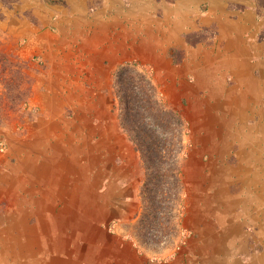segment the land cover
<instances>
[{
  "label": "rangeland",
  "instance_id": "374dc122",
  "mask_svg": "<svg viewBox=\"0 0 264 264\" xmlns=\"http://www.w3.org/2000/svg\"><path fill=\"white\" fill-rule=\"evenodd\" d=\"M83 2L89 19L106 11H121L127 17L122 28L115 26L117 35H127L124 51L132 53L123 63L99 57L104 45L91 48L81 38L85 27L73 20L78 15L63 12L82 9ZM163 4L185 12L190 24L183 16L168 17L178 28L176 40L169 46L159 44L165 54L159 61L161 53L142 42L150 35L147 30L166 28L165 14L158 12ZM143 13L159 23L148 25ZM9 17L44 32L41 44L31 31L27 39L15 38L9 32ZM94 26L91 22L86 27L91 35ZM241 34L243 41L255 45L252 55L264 66V0H18L10 9L0 6V230L14 221L22 255L15 264H204V259L215 264L221 184L232 183L238 162L233 154L236 140L224 139L235 135L236 123L221 122L233 121V113L223 106L236 108L245 102L239 105L238 98L224 100L218 95L216 110L211 95L218 82L223 83L220 92L237 85L231 75L224 78L221 62L230 54V37ZM137 46L142 47L140 56ZM79 47L94 53L80 55ZM124 64L146 70L164 104L185 124L179 155L181 206L155 212L156 216L143 188L146 176L140 154L115 109L114 74ZM35 90L37 100L31 104ZM253 107L262 110L264 98ZM137 161L143 184L139 202L133 204L117 199L108 190L107 179ZM24 189L34 190L32 199L42 198V205L18 204L16 195L28 201L32 196ZM18 213L26 217L13 220ZM248 229L253 231L252 226ZM257 246L258 250V240Z\"/></svg>",
  "mask_w": 264,
  "mask_h": 264
},
{
  "label": "crops",
  "instance_id": "0c3cea01",
  "mask_svg": "<svg viewBox=\"0 0 264 264\" xmlns=\"http://www.w3.org/2000/svg\"><path fill=\"white\" fill-rule=\"evenodd\" d=\"M84 2L81 3L82 9L75 11L72 7V9L68 8L63 12L65 15L67 14L69 16L72 13L74 17L78 15V17H75L73 20L78 21L79 25L85 27L84 30L80 31V34L83 35L81 38H86L91 48H96L97 45L99 47L100 44L104 45L103 51L98 54L99 57L107 59L110 63H123L126 58L130 57L125 54L127 50L124 51V49H127L126 42H122L127 41V35L126 33L117 35L115 33L117 27L115 28V26L119 25L120 28H122V24L124 25L123 22L127 21V17L126 19L123 18L121 11H106L97 18L91 17V20L89 16H87V8L84 7ZM159 7L160 11L158 12L165 14L164 17L167 19L165 24L167 26L165 25L166 28H164L163 31L155 29L156 31L149 33L147 31L150 30H147L146 33L150 35H148V38L144 39L146 41L142 43L144 46L147 44L148 46H153L154 51L161 53L162 50L159 49V44L163 42L164 44L167 43V46H169L168 42L176 40L175 33L178 30L175 24L169 23L170 19L168 17L176 15L181 18L183 16L188 24H190V19L187 17V14H183L185 12L181 13L178 9L168 8L164 4L162 6L159 5ZM76 12H79V14H76ZM247 13L249 16L253 15L252 11H248ZM142 16L143 18L145 17L143 20L148 25L159 23L158 20L153 19L149 15L143 13ZM10 18L11 17H9V21H11L10 25H12V28L9 29V32L13 33L15 38L23 37L27 39L28 35L26 36V33L27 31H31V34L33 32L36 33L33 37H38L35 42L41 44L40 42L43 38L41 36L44 32H40L39 28H36L37 30L30 29L26 21L25 23L18 21V27H21L19 29L17 24L15 22L13 23V21L16 20H11ZM91 22H94L96 25L94 26L96 29H94L92 35L89 29L86 28ZM37 31H39V33ZM74 32L75 31H73V33ZM223 32L227 33L226 28H223ZM243 37L242 34L236 35V37L234 35L230 37V42H228L229 49L231 50L230 54L224 59V62H221V70L227 75H224V78L227 79L231 75L232 80H235L237 85L231 88L224 87L222 88L224 92H220L219 90L223 83L219 85L218 82L216 91H213L214 95H211V100L215 97V103L213 102L212 104H214L213 106L216 110L219 109L216 103V99H218L219 96L224 100L238 98V102H240L239 105L245 102V104L243 103L241 106H236V108L231 107L232 109L230 106H223L225 112L233 113V121L222 120L221 122L236 123L234 124L235 133L232 132L236 136H226L224 139L236 140L237 143L235 144L237 149L233 154L238 162L235 164V167L233 166V168H236V173L232 177V183H228L229 185L224 183L221 184L222 204L219 206L221 208V215L216 217L217 226L214 237L216 247V252H214L215 264H264V108L262 110H257L253 107L255 103L260 101L261 97L264 98V66H261V59L255 60L252 55V51L256 50L255 45L243 41ZM118 41L121 42L119 45L115 43ZM24 47L26 48V46ZM37 47L41 50L40 46ZM137 47L136 51L139 54L136 55L140 56L142 55V47L140 46L138 50ZM84 49L85 47L78 48L80 55H91L94 53V50L90 52V50L86 49V51H84ZM259 49L262 51V45L259 46ZM43 50L47 49L43 48ZM67 50L71 53V49ZM61 52L66 53L65 50ZM161 54L159 55V61L161 58L165 57L163 56L164 53ZM130 55L132 56V53ZM67 62L68 64L70 63L69 58ZM257 70H261L259 77L255 76ZM212 79L218 80V78L215 77ZM215 87L213 89H215ZM36 100L37 95L35 90V95L33 93L31 97V104L36 102ZM41 111L43 112L44 109H41ZM234 113H237V115ZM252 120L256 122H252ZM127 149L129 152L130 149L133 151V158L138 157L137 153H135L130 145H127ZM109 175L111 176L107 179L109 182L108 190H110L111 193H115V195L117 194V199L133 204L139 202L140 188L143 184V169L140 162H135L134 167L124 172L121 171ZM15 186V183H13L12 187L14 188ZM225 189L226 193L224 192ZM23 191H26V189ZM44 206L46 207V205L42 207ZM250 226L253 227V231L248 229ZM51 228L52 227L49 228L48 232H51ZM255 229H257V231H255ZM212 239L213 238H210L209 240L212 241ZM257 240L260 242L262 250H260L261 247L257 250ZM25 252L28 254L30 253L28 251ZM202 252H206L205 255L209 254L208 249H205V251L202 249ZM210 254H212V252H210ZM204 261V264H209L207 259H204Z\"/></svg>",
  "mask_w": 264,
  "mask_h": 264
},
{
  "label": "trees",
  "instance_id": "16d2710c",
  "mask_svg": "<svg viewBox=\"0 0 264 264\" xmlns=\"http://www.w3.org/2000/svg\"><path fill=\"white\" fill-rule=\"evenodd\" d=\"M18 0H0L10 9ZM115 109L123 131L140 154L153 214L181 206V168L185 124L167 107L150 74L138 64H124L114 74Z\"/></svg>",
  "mask_w": 264,
  "mask_h": 264
},
{
  "label": "bare ground",
  "instance_id": "6f19581e",
  "mask_svg": "<svg viewBox=\"0 0 264 264\" xmlns=\"http://www.w3.org/2000/svg\"><path fill=\"white\" fill-rule=\"evenodd\" d=\"M125 54L127 55V56H131L130 54L131 53H129L128 51H126L125 52ZM219 104V103H218ZM223 104V103H222ZM219 106V105H218ZM223 106V105H222ZM227 117H228V115H227ZM211 126V125H210ZM219 130V129H218ZM223 131V130H222ZM218 133V132H217ZM220 134V133H219ZM217 135V134H216ZM219 137V136H218ZM220 138H221V136H220ZM224 151V150H223ZM256 157V156H255ZM257 158V157H256ZM33 181H35V179H33ZM35 192L34 190H26V191H24V192H26L25 194H28V193H30L32 196H31V198L29 199V201L27 200V198L25 197V198H22V197H20V196H15L14 197V199L15 200H17V203L18 204H26L27 202H29L30 203V205H37V204H39L38 206H36V207H40L41 205H42V198H37L36 200H33L32 199V197H33V192ZM28 197V196H27ZM262 197V196H261ZM260 199V198H259ZM264 200V199H263ZM32 203V204H31ZM36 203V204H35ZM29 208V207H28ZM219 210V209H218ZM28 215V214H27ZM23 217H26V213H23V215L22 214H20V213H18L17 215H15V219H13V220H15V221H18V220H20L21 218H23ZM27 220V219H26ZM27 223H28V220H27ZM1 235H6L5 237H7V238H5V237H3V238H1ZM19 237V235L17 234V230L16 229H14V221L11 223V225L7 228V229H4V230H0V264H5V262L7 261V259H9V258H14L13 259V262L12 263H18L19 262V260H18V258H21V254H20V252L17 250V238ZM5 238V242H4V239ZM1 244H2V247H1ZM30 246L28 245V247L27 248H25V250H27L28 251V248H29ZM15 249V250H14ZM226 262V261H225ZM7 263V262H6ZM11 263V264H12ZM21 264H23V263H21Z\"/></svg>",
  "mask_w": 264,
  "mask_h": 264
}]
</instances>
